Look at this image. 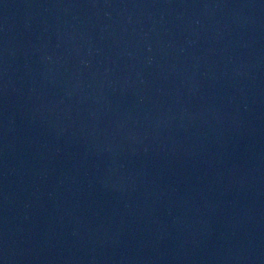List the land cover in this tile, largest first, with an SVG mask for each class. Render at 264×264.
<instances>
[{
	"label": "water",
	"instance_id": "water-1",
	"mask_svg": "<svg viewBox=\"0 0 264 264\" xmlns=\"http://www.w3.org/2000/svg\"><path fill=\"white\" fill-rule=\"evenodd\" d=\"M0 264H264V0H0Z\"/></svg>",
	"mask_w": 264,
	"mask_h": 264
}]
</instances>
